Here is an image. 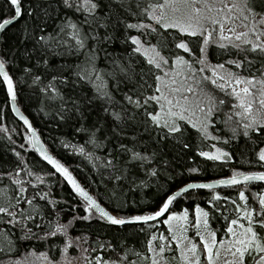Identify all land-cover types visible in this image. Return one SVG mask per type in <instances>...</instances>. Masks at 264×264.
Returning <instances> with one entry per match:
<instances>
[{"label": "snow or ice", "instance_id": "snow-or-ice-1", "mask_svg": "<svg viewBox=\"0 0 264 264\" xmlns=\"http://www.w3.org/2000/svg\"><path fill=\"white\" fill-rule=\"evenodd\" d=\"M3 2L10 14L0 15V42L8 26L34 13L29 0ZM55 2L57 11L61 7L66 10L59 17L55 35L46 31V24L39 32V25L30 29L25 20L21 43L0 49L4 103L10 104L25 127L23 132L12 129L24 141L20 142L0 123V131L13 145L8 151L15 157L10 162L0 159V253L6 254L0 264H264V188L257 184V191L249 190L250 182L264 183V0ZM105 7L107 11L101 15ZM3 10L0 7V13ZM69 11L73 15H68ZM49 15L44 12L45 21ZM98 27L105 29L102 37ZM26 40L33 41L31 48L22 47ZM89 40H119L124 46L123 59L110 58L111 68L99 67L98 44H89ZM62 45L68 46L67 51L85 50V58L70 76L52 75L44 84L46 73L36 74V69L50 67L49 50ZM18 71L31 77L33 85H43L41 90L50 100L60 101L56 112L59 121L78 118L80 127L75 133L87 139L80 143L61 138L60 146L85 157L95 171L110 170L107 175L112 181L127 179L135 167L144 168L157 180L163 172L166 180L157 184L155 205L134 207L136 201L121 199L120 184L114 183L111 189L105 185L103 193L90 191L94 181L85 186L53 147L55 142H46L19 107L17 84L24 81ZM70 77H75L77 84L91 85L92 95L69 98V105L54 82L59 79L68 84ZM97 109V120L88 125L87 114ZM131 125L148 134V141L155 145L151 152L138 150L146 143L139 134L130 137L131 146L121 142ZM217 125H222L228 135ZM105 129L101 139L99 134ZM113 135L116 148L108 147ZM240 141V160L260 170L232 167L230 175L205 182L163 167L169 165L164 155L168 145L182 153H194L189 159L198 156L215 166L216 162L235 161L237 156L229 149ZM105 147L103 156L97 154L96 149ZM204 170L197 166L188 167L186 172ZM176 181L179 184L172 190ZM63 182L79 198L84 212L67 221L59 206L63 198L52 192ZM149 183L139 180L142 187ZM217 185L233 189V194L215 191ZM203 189L213 190L206 200L209 207L196 202L192 209L177 208L179 199L199 196V191L192 190ZM65 203L75 211L77 205ZM77 220L96 221L115 229L116 243L97 236L92 247L88 233L73 235L71 229ZM128 225L134 235L143 234L139 247L120 237ZM33 240L45 242L44 249L26 244ZM21 246L24 252H20Z\"/></svg>", "mask_w": 264, "mask_h": 264}, {"label": "trees", "instance_id": "trees-1", "mask_svg": "<svg viewBox=\"0 0 264 264\" xmlns=\"http://www.w3.org/2000/svg\"><path fill=\"white\" fill-rule=\"evenodd\" d=\"M34 7V13L32 17L24 16L20 18L18 21L13 23L11 26H8L6 30L3 32V42H0V49H11L15 45L21 43V34H22V26L25 23V20H28V27L31 29L34 26L39 25L40 27L36 28V31L39 32L40 28L44 27L46 24V31L52 32L55 35L57 29V23L59 17L63 16L64 10L62 7L57 11V5L55 0H29ZM0 7L4 10L0 15H8L10 14V9L4 5L3 0H0ZM114 8L119 10V5H113ZM48 11L50 13L48 19L45 21L44 12ZM107 11V8H103L101 10V15H103ZM122 11V10H121ZM68 15H73L71 11L68 12ZM79 15V14H77ZM43 21V23H42ZM110 31V29H109ZM97 32L102 37L105 34V29L102 27L97 28ZM66 39L71 40L69 37H65ZM33 41L26 40L22 47L26 46L31 48ZM97 43L98 44V55L99 60L97 64L101 68H111L110 58H121L123 59L124 46L119 42V40H114L113 42H105V41H92L89 40V44ZM67 45H62L60 49H50L49 50V65L50 67H46L41 65L36 69V74L46 73L44 76V84L48 83V80L51 79L52 75H56L59 77L60 74L70 76L71 73L75 71V65L80 63L85 58V50L77 51L76 49H72V51H67ZM106 53L110 54L106 56ZM19 54V53H17ZM35 62V56L33 57L32 63ZM25 61L23 58L20 60V65L23 66ZM18 76H21L23 79V83H18L17 87L19 89V107L28 115L30 120L33 122L34 126L38 129V131L42 134V137L46 142L54 141L53 147L56 151L65 158L66 162L75 169V174L78 179L87 186L88 181H94L90 191L97 190L101 193L105 191V185L109 189L112 188L113 184L122 185V192H118L121 196V199H127L128 201H136L137 203L134 207H148L154 206L157 200L158 195V183H164L166 180V176L163 172L160 174L159 179L152 178L148 176L145 172L144 168L135 167L132 169L131 174L127 177V179H122L121 181H112L109 179L107 173L110 170L101 169L99 172L95 171L92 168V165L89 161L79 155L74 154L72 150L64 149L60 146L61 138L66 139L68 142H80L83 143L87 137L83 134L75 133V128L80 127V122H78V118L73 116V118L68 119L66 122L59 121L56 116V112L60 108V101L50 100L43 92V85H33L31 81V77L23 75L21 72H17ZM71 82L68 84H63L57 79L54 83L56 87L60 89L62 93L65 95L66 102L71 105L72 99L82 98L84 94L92 95V86L88 84H77L75 83V77H70ZM114 83V82H112ZM72 98V99H69ZM117 98H120L119 93H117ZM4 92L3 89H0V123H3L9 129V133L11 134L14 140L24 142L20 135L12 132V129L15 128L17 132L25 131V127L22 122L16 117L15 113L11 111L10 104L6 105L4 103ZM100 117H104V113H99ZM98 118V109L93 110L90 114H87V124L91 125ZM107 124L109 128L111 127V120H107ZM221 129L222 134L228 135V133L224 132L222 125H217ZM107 133V129L104 132L100 133L101 139L103 135ZM111 135V133H108ZM139 134L140 137L146 142L143 145L138 146V150L151 152L155 145L148 141V134L144 133L142 129L137 128L135 125H131L127 129V137L122 138L121 142L130 145V137L133 135ZM193 143L195 144V139H193ZM242 141L238 144H233L229 149L233 151V153L237 156L235 161L230 162L229 164H222L220 162H216L215 166H213L212 162L204 163V158H200L196 156L195 160L189 159L190 155H195L192 152H184L182 153L179 148H174L172 145H168L165 150L164 155L169 161V165H163V167H167L168 171L171 172L173 170L183 171L185 175H191L197 179V181H210L212 179L224 178L231 174L230 169L232 167H240L242 170H260L255 164L247 165L244 164L240 160V152ZM12 142L7 138V134L0 131V159L5 161H12L15 157L8 151L10 147H12ZM108 147L116 148V138L113 135L112 140L109 142ZM88 150L91 151V146L88 147ZM97 154L103 156L104 153L107 152V147L96 149ZM30 156H36L34 152L29 153ZM38 158V157H37ZM252 156L249 154V159ZM158 159H163V157H159ZM156 163V162H152ZM79 165V167H77ZM203 166L204 171L197 174H189L186 172L188 167H197ZM135 177V179H133ZM151 181L148 187H142L139 185V180ZM4 183H8V181H4ZM179 181L173 182L171 184L172 190H175L178 186ZM260 184L261 188H264V184L262 183H250L249 190L254 193L258 189L255 185ZM199 191L200 195H193L189 199L181 198L178 200L177 208L187 206L190 209L194 207V203L198 202L203 207H209L206 204V200L209 198V193L213 190H194L193 192ZM215 191H220L224 195L233 194V189L227 187L223 189H215ZM53 194L59 199L63 198L60 201V207L64 209L63 219L67 221L71 216L75 215L79 212L80 215H84L82 207L79 206L78 201L79 198L72 193V190L67 185L66 182L56 184L52 189ZM65 201L77 205L75 211L69 207L68 203ZM221 204L224 201H220ZM27 207V205H25ZM223 223V221H221ZM3 227V225H0ZM214 227H220V224H215ZM73 235H79L81 233H88L90 235L89 244L92 247H95L97 236L100 237V240L113 239V242L116 243L114 239L115 229L109 228L106 224L98 223L96 221H83L77 220L74 224L73 229H71ZM163 231V228H161ZM19 235V232L16 233ZM223 235V233H221ZM120 237L123 239L127 237V243L130 246L139 247L140 243L143 241V234L138 236L133 234V227L131 225L125 226L123 230L120 232ZM54 241L56 238H53ZM27 245L31 247H37L38 250H43L45 247V242L43 241H28ZM88 244H85V247H88ZM26 249L24 246H21L20 252H24ZM19 254V253H17ZM75 254V253H73ZM7 255H12V253H8ZM6 259V254L0 253V261Z\"/></svg>", "mask_w": 264, "mask_h": 264}, {"label": "water", "instance_id": "water-1", "mask_svg": "<svg viewBox=\"0 0 264 264\" xmlns=\"http://www.w3.org/2000/svg\"><path fill=\"white\" fill-rule=\"evenodd\" d=\"M15 23V22H14ZM3 34V33H2ZM16 115V114H15ZM18 119H19V117L18 116H16ZM22 122V121H21ZM254 183H262V182H259V181H253ZM250 183H252V182H250ZM262 184H264V183H262ZM223 188H227V186H223V185H217L216 186V188L215 189H223ZM203 190H209V189H203ZM192 191H194V190H192Z\"/></svg>", "mask_w": 264, "mask_h": 264}, {"label": "rangeland", "instance_id": "rangeland-1", "mask_svg": "<svg viewBox=\"0 0 264 264\" xmlns=\"http://www.w3.org/2000/svg\"><path fill=\"white\" fill-rule=\"evenodd\" d=\"M223 130H224V132L227 133V130H226V129L223 128ZM225 135H226V134H225ZM192 234H193V233L190 231V232H189V235H192Z\"/></svg>", "mask_w": 264, "mask_h": 264}]
</instances>
